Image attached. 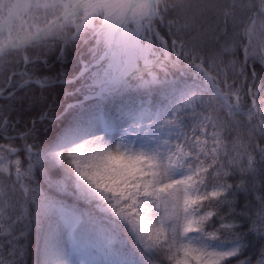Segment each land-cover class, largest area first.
I'll return each instance as SVG.
<instances>
[{"label": "snow or ice", "instance_id": "obj_1", "mask_svg": "<svg viewBox=\"0 0 264 264\" xmlns=\"http://www.w3.org/2000/svg\"><path fill=\"white\" fill-rule=\"evenodd\" d=\"M67 244L264 264V0H0V264Z\"/></svg>", "mask_w": 264, "mask_h": 264}, {"label": "rangeland", "instance_id": "obj_2", "mask_svg": "<svg viewBox=\"0 0 264 264\" xmlns=\"http://www.w3.org/2000/svg\"><path fill=\"white\" fill-rule=\"evenodd\" d=\"M66 250L71 264H81L84 260H93L86 250H73L70 244L66 245Z\"/></svg>", "mask_w": 264, "mask_h": 264}, {"label": "trees", "instance_id": "obj_3", "mask_svg": "<svg viewBox=\"0 0 264 264\" xmlns=\"http://www.w3.org/2000/svg\"><path fill=\"white\" fill-rule=\"evenodd\" d=\"M52 95L55 96L56 93L53 92ZM39 111H40V109L38 108L34 114L38 115ZM25 118L26 119H30L31 118V115L26 116ZM238 199H239V203L243 204L244 199H245L244 194L243 193L239 194V198ZM90 256H92L93 257V260H96V261H99V260L102 259V256L101 255H98V254L97 255H90ZM28 264H31V258L30 257L28 258Z\"/></svg>", "mask_w": 264, "mask_h": 264}]
</instances>
